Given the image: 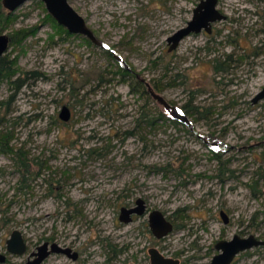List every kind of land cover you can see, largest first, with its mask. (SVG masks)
Masks as SVG:
<instances>
[{
    "label": "rangeland",
    "instance_id": "1",
    "mask_svg": "<svg viewBox=\"0 0 264 264\" xmlns=\"http://www.w3.org/2000/svg\"><path fill=\"white\" fill-rule=\"evenodd\" d=\"M199 1L68 0L97 42L56 32L39 0L13 11L5 57L24 84L0 83L10 147L0 153V250L19 230L28 251L55 238L81 255L44 264H108L118 249L127 262L131 242L138 253L166 246L168 256L188 247L181 260L198 259L181 264H208L217 239L264 240V99L251 103L264 86V48L253 56L264 41V0H218L228 19L169 50L166 39ZM138 197L147 213L184 226L157 244L147 213L120 222V208ZM232 264H264V246Z\"/></svg>",
    "mask_w": 264,
    "mask_h": 264
},
{
    "label": "water",
    "instance_id": "2",
    "mask_svg": "<svg viewBox=\"0 0 264 264\" xmlns=\"http://www.w3.org/2000/svg\"><path fill=\"white\" fill-rule=\"evenodd\" d=\"M27 0H2V5L9 11H15ZM47 12L56 20V22L64 27L70 34H78L89 38L90 40L97 42L92 31L88 28L84 18L70 5L68 0H40ZM216 0H201L197 6L193 9L192 17L187 21L186 25L177 29L172 35L168 36L166 41L169 44V50L175 48L179 41L191 32H199L202 29L209 31V25L211 21L219 20L223 16L215 9ZM9 37L6 34H0V56L6 50ZM153 94V93H152ZM264 97V88L253 98V102L258 101ZM59 118L63 121L70 119V111L66 105L61 107L59 112ZM136 205L133 208L121 207L120 219L124 218L127 222L130 220L129 215L131 213H142L144 201L142 198L136 199ZM221 216L225 219V215L222 212ZM149 224L156 236H162L166 232L172 229L170 222L166 221L164 215L159 210H153L149 215ZM263 241L257 240L254 236L240 237L234 235L230 240L220 241L216 244V248L221 252L215 255L210 264H228L233 256L241 250L251 248L263 244ZM6 246L8 251L12 253L21 254L24 252L25 244L22 234L19 230H13L10 236L6 240ZM47 244L44 243L38 247L37 257L30 262V264H39L42 259L50 252L62 253L68 257L75 259L76 252H71L70 248L61 247L56 243H52L50 250H47ZM152 264H177L176 260L165 258L159 254L156 249H151ZM4 259L0 255V262Z\"/></svg>",
    "mask_w": 264,
    "mask_h": 264
},
{
    "label": "flooded vegetation",
    "instance_id": "3",
    "mask_svg": "<svg viewBox=\"0 0 264 264\" xmlns=\"http://www.w3.org/2000/svg\"><path fill=\"white\" fill-rule=\"evenodd\" d=\"M40 1V0H39ZM201 1V0H200ZM199 1V2H200ZM41 2V1H40ZM198 2V3H199ZM42 3V2H41ZM43 4V3H42ZM44 5V4H43ZM217 5H218V0H216V3H215V9L223 16L221 19H219V20H214V21H211L210 22V25H209V31H206V30H204V29H202V30H204L205 32H207V33H211V31H212V25L214 24V23H216L217 21H224V20H226V19H228L227 18V15L226 14H224V13H222L218 8H217ZM0 8H1V13L4 15V16H8V14H11V16H13L14 14H12L13 12H11V11H9L8 9H6L5 7H3V5H2V0H0ZM44 8H45V6H44ZM46 9V8H45ZM47 11V10H46ZM48 13V12H47ZM48 15L56 22V20L48 13ZM57 23V22H56ZM6 24H8V23H4V25H2L1 23H0V34H6V35H8L6 32H3V30H5L6 28H7V25ZM58 24V23H57ZM59 25V24H58ZM61 26V25H60ZM36 27V25L31 29V28H29L30 30H34V28ZM67 31V30H66ZM67 33H69L68 31H67ZM8 37H9V35H8ZM10 42H11V38L9 37V41H8V45H7V48H6V50L3 52V54H2V56H0V68H7V65H8V62H9V60H8V58H6L5 57V52L8 50V47H9V44H10ZM168 43V42H167ZM257 50H255V52L253 53V56H257V55H260V52H262V50H263V48H264V41H262L261 43H260V45H258L257 47ZM223 61H225V64L227 65V67L226 68H221L220 70L222 71V72H224V71H227V69H229V67H230V63H231V61H232V59L230 58V55L229 56H227V58H225ZM215 62H217L218 63V60H215ZM255 62H253V63H251V65L252 66H257V64L258 63H255ZM215 66H216V64H215ZM220 68V67H219ZM217 70V69H216ZM16 72L17 71H15L14 72V74H12V76L11 77H9V78H3V79H1L0 80V83L1 82H3V81H7L9 84H11V85H13L14 86V88L17 90V89H19L23 84H24V82H23V80L21 79V81H19L20 80V77H19V75L18 74H16ZM19 81V82H18ZM263 88H264V86L260 89V90H258L253 96H252V98H251V103L253 104V105H255L256 103H259L260 101H262L263 99H264V97L263 98H261V99H259L258 101H256V102H253V98L255 97V95L257 94V93H259L261 90H263ZM132 89H135V88H132ZM4 100H2V101H0V109H1V107L4 105ZM63 106V105H62ZM69 108V107H68ZM69 111H70V117H71V115H72V113H71V110H70V108H69ZM60 112V111H59ZM59 116V115H58ZM0 125H1V123H0ZM4 134V131H2V130H0V134ZM7 133V132H6ZM5 133V134H6ZM1 141H3V139L1 140ZM4 148H3V151H0V153L2 152V153H6L7 152V150L10 148L9 147V142H8V144L6 145L5 143H4ZM2 146V147H3ZM1 147V146H0ZM17 152H19V151H17ZM20 153V152H19ZM22 166V165H21ZM48 181V179L46 180V182ZM52 184V182H49L48 181V185L50 186ZM138 198H140V197H138ZM137 199V198H136ZM144 201V200H143ZM135 206H137L136 205V200H135V202H134V204L133 205H128V206H122V207H126V208H133V207H135ZM263 206H264V204H263ZM121 209V208H120ZM146 210H147V206H146V203H145V201H144V206H143V210H142V213H140V214H137V213H131L130 215H129V217H127V218H130V220L129 221H127V222H125L124 221V218H126V217H123L122 219H120V215H121V212L119 211V215H118V219H119V221L120 222H122V223H124V224H127V223H129V222H132L136 217H138V216H143V215H145L147 212H146ZM154 210H156V209H154ZM153 210H151V211H149L148 213H147V220H146V223H147V229H148V232H149V234H151L152 235V237L155 239V241L157 242V244H159V242H161V241H163L164 239H165V237L167 236V235H169V233H171L172 231H173V229H174V227H179L180 225L177 223V222H174V219H172V218H170V216H166L162 211H160V212H162V214L164 215V218H165V220L166 221H168V222H170L171 223V225H172V229L171 230H169L168 232H166L165 234H163L162 236H156L154 233H153V231H152V229H151V227H150V224H149V215H150V213L152 212ZM224 213V215H225V219L221 216V213ZM219 216H220V218H221V220L224 222V224H227V223H229V221H230V217L228 216V214L223 210V209H221L220 211H219ZM183 219H185V217L183 218ZM181 226H184V224H181ZM180 226V227H181ZM12 232V231H11ZM22 234V237H23V240H24V244H25V249H24V252L23 253H21V254H18V253H12V252H10V251H8V249H7V246H6V240H7V238L5 239V246H4V249L3 250H0V255L1 256H3L4 257V259H3V261L2 262H0V264H4V263H7V262H10V259L11 258H14L15 256H17V257H20L21 258V262H19L18 264H30V262H32L36 257H37V254L36 253H38V247H40L42 244H44V243H46L47 244V250H50V246H51V244L52 243H56V241H55V238H53V239H51V238H45L43 241H41L40 243H38L35 247H34V249L33 250H30V251H28V246H27V242H26V239H25V237L23 236V233H21ZM234 235H238V236H240V237H248V236H250V235H252V236H254V238L255 239H257V240H260V241H263L264 242V240L263 239H260L259 237H257V236H255V235H253V234H249L248 236H242L241 234H233L229 239H225V238H222V239H217L216 241H215V243H214V249L216 250L215 252H214V254L212 255V257H211V260L208 262V264H210L211 263V261H212V259H213V257L215 256V255H217V254H219L221 251L219 250V249H217L216 248V244L218 243V242H220V241H223V240H226V241H228V240H230ZM10 236V235H9ZM56 244H58V243H56ZM59 245V244H58ZM135 245V243L134 242H131L130 244H129V248H130V251H131V253L129 254V258L126 260L127 262H124V260H125V258H121L120 257V255L122 254V253H124V252H127L126 251V249H118L116 252H113V255H114V257H113V260H110V261H108L109 263L108 264H152V258H151V253H150V250L151 249H156L158 252H159V254L161 255V256H163V257H165V258H170V259H172V260H176L177 261V264H181V262H183V261H189V260H191V259H194V258H196V259H198V256H192V257H187V258H183L182 260H181V257H183V256H185V252H187L188 251V247H187V249H185V248H182V249H180L179 250V252H177L176 253V255L175 256H168V254H167V247L166 246H162L161 248H160V245L159 246H153L152 244H150V247H148L146 250H141L139 253H138V250H136V249H134V250H131V248L132 247H135L134 246ZM202 244H199L198 245V247H200ZM60 246V245H59ZM261 246H264V243L263 244H260V245H257V246H252L251 248H248V249H244V250H241V251H239L238 253H236L234 256H233V258L231 259V261L228 263V264H232L235 260H236V258L239 256V255H241L242 253H245V254H248V251H250V250H252L253 248H255V247H261ZM62 247V246H61ZM66 248H70L71 249V252H76L77 253V256H76V258L75 259H72V258H70V257H68L67 255H65V254H63V255H65L66 257H68V258H70L72 261H77V260H79L80 259V252L78 251V250H74L73 248H71V247H66ZM200 249V248H199ZM52 254H62V253H54V252H50L48 255H46L43 259H42V261L39 263V264H44L45 262H46V260L52 255ZM90 256H92V255H90ZM187 256V255H186ZM85 262L83 263V264H88V259L87 260H84Z\"/></svg>",
    "mask_w": 264,
    "mask_h": 264
},
{
    "label": "trees",
    "instance_id": "4",
    "mask_svg": "<svg viewBox=\"0 0 264 264\" xmlns=\"http://www.w3.org/2000/svg\"><path fill=\"white\" fill-rule=\"evenodd\" d=\"M47 17H49V19L51 20L52 22V25L53 27L55 28V31L56 32H62L63 31H66V29L60 25H58L49 15H47ZM12 20V16L11 14H8V16H4L2 13H1V8H0V23L1 24H4V23H9L10 21ZM20 32L22 33L20 37H18L17 39L15 38L13 41H20L19 39H21L22 37H24L25 35H27L29 32H34V30H29V31H25L24 30H19L17 31L15 34L16 35H19ZM67 33V31H66ZM16 71V68L14 67V60H9L8 62V65H7V68H0V80L3 79V78H9L12 76V74H14V72ZM3 139V141H1ZM8 141H9V138L7 137V134H0V151H3V148H4V143L7 145L8 144ZM3 146V147H2ZM10 151V149L7 150V152Z\"/></svg>",
    "mask_w": 264,
    "mask_h": 264
}]
</instances>
